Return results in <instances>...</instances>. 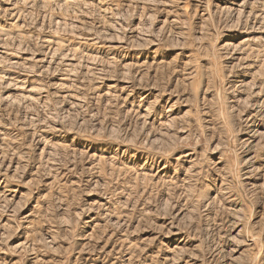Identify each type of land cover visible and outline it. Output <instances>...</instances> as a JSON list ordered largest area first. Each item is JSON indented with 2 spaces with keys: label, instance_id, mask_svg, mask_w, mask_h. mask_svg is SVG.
<instances>
[{
  "label": "rangeland",
  "instance_id": "374dc122",
  "mask_svg": "<svg viewBox=\"0 0 264 264\" xmlns=\"http://www.w3.org/2000/svg\"><path fill=\"white\" fill-rule=\"evenodd\" d=\"M0 264H264V0H0Z\"/></svg>",
  "mask_w": 264,
  "mask_h": 264
}]
</instances>
